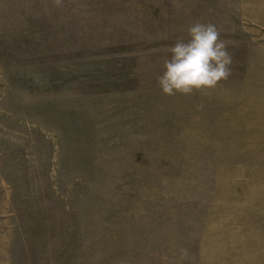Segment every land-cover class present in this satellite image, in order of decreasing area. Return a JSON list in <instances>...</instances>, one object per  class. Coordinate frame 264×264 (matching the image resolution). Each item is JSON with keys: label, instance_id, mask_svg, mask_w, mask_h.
<instances>
[{"label": "rangeland", "instance_id": "obj_1", "mask_svg": "<svg viewBox=\"0 0 264 264\" xmlns=\"http://www.w3.org/2000/svg\"><path fill=\"white\" fill-rule=\"evenodd\" d=\"M213 24V88L162 93ZM0 264H264V0H0Z\"/></svg>", "mask_w": 264, "mask_h": 264}, {"label": "clouds", "instance_id": "obj_2", "mask_svg": "<svg viewBox=\"0 0 264 264\" xmlns=\"http://www.w3.org/2000/svg\"><path fill=\"white\" fill-rule=\"evenodd\" d=\"M187 36L169 47L164 71L157 77L165 95L213 88L230 75L232 58L215 25L195 23L187 29Z\"/></svg>", "mask_w": 264, "mask_h": 264}]
</instances>
